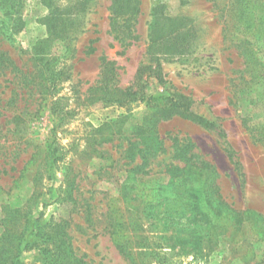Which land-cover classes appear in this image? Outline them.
<instances>
[{
	"label": "rangeland",
	"instance_id": "374dc122",
	"mask_svg": "<svg viewBox=\"0 0 264 264\" xmlns=\"http://www.w3.org/2000/svg\"><path fill=\"white\" fill-rule=\"evenodd\" d=\"M113 1L0 0V264H10L27 241L22 264L57 259L50 241L42 239L60 219L68 222L84 264H264L261 243L250 246L239 231L207 243L196 255L158 248L162 262L138 247L134 251L141 254L131 261L113 243L106 225L121 211L126 234L160 241L149 216L141 226L136 221L145 202L162 200L153 189L169 182L167 166L185 165L177 156L181 149L215 168L223 200L264 214V143L244 124L264 117V69L247 68L243 55L253 43L264 57V41L255 43L239 27L226 25L223 0H125V18L132 6L140 10L118 34L112 29ZM52 9L54 18L46 19ZM39 45L47 64L33 59ZM142 66L158 70L163 79L143 81L147 96L185 94L193 110L216 127L180 117L161 120L155 131L166 152L150 160V173L130 180L127 170L140 157L132 160L125 148L151 109L144 101L121 105L93 96L95 90L102 97L114 87L135 85ZM46 78L55 96L43 99ZM19 114L17 127L13 117ZM49 143L61 157L51 166ZM37 231L42 236L35 237ZM246 247L254 259H242Z\"/></svg>",
	"mask_w": 264,
	"mask_h": 264
},
{
	"label": "trees",
	"instance_id": "16d2710c",
	"mask_svg": "<svg viewBox=\"0 0 264 264\" xmlns=\"http://www.w3.org/2000/svg\"><path fill=\"white\" fill-rule=\"evenodd\" d=\"M213 1L217 4L219 0ZM124 2L125 0H114L112 4V29L117 31L118 34L121 33L120 28L131 26L129 21L133 20V17L140 10L137 5L136 7L132 6L131 15L125 18L124 6L129 3L124 4ZM222 2L221 16L225 18L226 25L230 23L239 27L245 35L253 37L256 40L255 43L264 41V0H223ZM55 14V10L52 9L46 19H53ZM121 19L124 24L119 22ZM60 38V40H64L65 37ZM47 41L48 39L40 43ZM254 46L256 45L253 43L248 44L243 53L247 68L255 70L260 66L261 70H263L264 57H260L262 56V51L260 52V47H257V49ZM38 50L33 58L36 65L38 63L39 65L43 64V62L47 64L49 60L44 61L45 52L43 47L39 45ZM90 50L93 51L94 48ZM151 77H156L161 82L163 80L158 70L153 69L151 66H142L137 71L135 85L127 88L114 87L102 97L96 96L103 91L95 90L96 96H93L106 103L115 102L121 105L144 101L151 109V114L139 126L135 134V141L128 140V145L125 148L127 157L134 161L137 157H140V161L127 170L126 179L130 180L132 178L136 179L138 174L150 173L151 169L148 170L151 165L150 160L166 152L167 149L163 140L155 131L157 124L161 120L180 117L206 129L216 127L213 121L193 110V101L185 94L175 92L167 96H147L143 81ZM44 80L45 82L41 83V97L45 99L48 95L55 96L51 90L54 83H49L48 78ZM57 103L58 99L53 100L51 105V110L54 113L58 112ZM19 118L20 114L13 117L17 127ZM244 124L247 129L256 135L259 141L264 143V117L254 122L252 120L251 123H249V119H245ZM190 150L188 146V151ZM57 152L58 148L53 147V143H49L46 156L50 162L49 166L61 158L57 157ZM186 155V152L183 153V149L179 153L177 152L178 157L185 158V165H168L167 173L170 175L168 185L159 187V190L153 189L154 197L156 198L157 191H159V196L162 200L156 204L153 200L145 202V206L141 210L139 206H136L137 214H139L138 210L141 211L136 221L137 226H141L143 220L149 216L148 218L153 220V223H151L154 227L153 229L160 231L162 234L158 238L160 241L150 243V237L143 234L135 235V237L126 234L128 223L125 220V212L121 211L120 215L115 213V216L110 215V220L106 225V229L118 251L129 260L134 261L141 254L134 251V248H145L149 250L156 261L162 262L158 258L161 255V252L157 251L158 248L168 247L171 252L179 250L186 254L193 253L196 255L200 250L204 249L205 245L206 247L208 246L207 243L215 242L218 244L221 236L226 238L236 237L239 231L246 237L245 242H248L250 246H252L253 242H260L261 251L264 252V214L253 208L236 209L223 200L216 185L217 173L215 168L205 161H194V158H198L195 154ZM186 160L193 162L189 163ZM139 204H141L140 201ZM158 217L161 218L158 220ZM67 226L68 222L60 219L53 227L51 233L43 235L44 239L42 240H48L51 243L50 250L57 252V259L53 261L47 260V264H84L83 259L79 258L75 253ZM154 230L152 231L155 232ZM40 235L42 236L40 231L35 233V237ZM139 239H142V243ZM28 242H26L23 249H19L16 252L10 264L23 263L20 261V253L28 248L30 244ZM249 257L250 260L254 259L255 252L252 248L246 247L242 259L246 260Z\"/></svg>",
	"mask_w": 264,
	"mask_h": 264
}]
</instances>
